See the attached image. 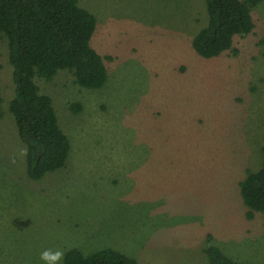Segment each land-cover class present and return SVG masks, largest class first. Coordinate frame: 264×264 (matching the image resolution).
Here are the masks:
<instances>
[{
    "label": "rangeland",
    "instance_id": "obj_1",
    "mask_svg": "<svg viewBox=\"0 0 264 264\" xmlns=\"http://www.w3.org/2000/svg\"><path fill=\"white\" fill-rule=\"evenodd\" d=\"M77 1L96 19L90 46L107 80L85 89L65 70L35 79L70 145L65 166L38 181L8 111L0 39V264H45L46 249L207 264L208 244L264 264V213L246 220L239 193L264 144V3L233 51L203 59L191 41L207 22L204 0Z\"/></svg>",
    "mask_w": 264,
    "mask_h": 264
},
{
    "label": "trees",
    "instance_id": "obj_2",
    "mask_svg": "<svg viewBox=\"0 0 264 264\" xmlns=\"http://www.w3.org/2000/svg\"><path fill=\"white\" fill-rule=\"evenodd\" d=\"M264 0H204L207 22L192 39L193 51L203 59L217 58L233 51L236 35L252 33V10ZM95 17L81 8L77 0H0V39L7 48L13 96L8 111L16 133L25 146L27 176L34 181L65 166L70 145L60 130L48 96L41 94L35 79L52 81L58 71H69L74 83L85 89H99L107 80L106 59L91 46ZM1 101V98H0ZM77 112L79 105L72 104ZM261 165L247 172L239 183V193L251 221L264 213V144ZM203 252L207 264H245L237 262L213 245ZM64 264H137L119 252L103 249L84 256L71 249Z\"/></svg>",
    "mask_w": 264,
    "mask_h": 264
},
{
    "label": "clouds",
    "instance_id": "obj_3",
    "mask_svg": "<svg viewBox=\"0 0 264 264\" xmlns=\"http://www.w3.org/2000/svg\"><path fill=\"white\" fill-rule=\"evenodd\" d=\"M22 154H26V149L22 151ZM63 256L64 253L60 250L53 252L46 249L40 254V259L44 261L45 264H58Z\"/></svg>",
    "mask_w": 264,
    "mask_h": 264
}]
</instances>
